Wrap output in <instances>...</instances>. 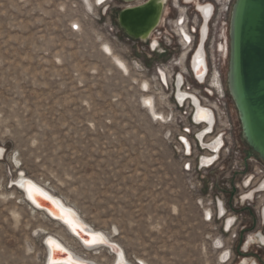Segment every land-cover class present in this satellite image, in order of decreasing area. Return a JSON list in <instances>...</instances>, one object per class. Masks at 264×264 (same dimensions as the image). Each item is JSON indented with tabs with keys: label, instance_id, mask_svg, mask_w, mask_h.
I'll use <instances>...</instances> for the list:
<instances>
[{
	"label": "rangeland",
	"instance_id": "374dc122",
	"mask_svg": "<svg viewBox=\"0 0 264 264\" xmlns=\"http://www.w3.org/2000/svg\"><path fill=\"white\" fill-rule=\"evenodd\" d=\"M86 3L0 0V264H45L46 235L96 264L114 262L110 250H84L34 210L12 188L21 174L110 237L132 264H217L178 156L141 108L140 100L152 102L136 86L144 79L131 71L134 57L152 69L168 56L149 59L105 26L115 9L101 17ZM105 47L131 66H121L126 74ZM229 98L231 134L247 149Z\"/></svg>",
	"mask_w": 264,
	"mask_h": 264
},
{
	"label": "built area",
	"instance_id": "2783aa9c",
	"mask_svg": "<svg viewBox=\"0 0 264 264\" xmlns=\"http://www.w3.org/2000/svg\"><path fill=\"white\" fill-rule=\"evenodd\" d=\"M81 1L101 17L130 4ZM234 4L235 0H165L166 9L147 40L128 36L116 20L105 26L140 46L149 59L168 56L152 69L134 57L131 71L146 83L147 88L141 87L143 81L136 86L152 104L148 108L140 100L141 108L164 130V139L178 156L184 186L194 198L216 263L264 264V161L249 147L242 149L231 134L229 96L221 75L230 55ZM70 31L77 33L80 26L72 24ZM198 67L202 72L197 74Z\"/></svg>",
	"mask_w": 264,
	"mask_h": 264
},
{
	"label": "water",
	"instance_id": "95a60500",
	"mask_svg": "<svg viewBox=\"0 0 264 264\" xmlns=\"http://www.w3.org/2000/svg\"><path fill=\"white\" fill-rule=\"evenodd\" d=\"M126 11L119 13L118 25L128 36L141 39L137 35L126 32L122 25L120 16ZM147 14L150 15L145 23L148 25L153 19V9H150ZM230 38L229 95L238 111L244 140L251 151L264 161V0H236L232 13ZM25 199L33 207L49 212L42 206L37 207L27 196ZM48 214L51 216L50 213ZM54 219L64 223L61 219ZM75 224L80 226L81 231L89 234L87 228L84 229L77 222ZM69 229L73 232L70 227Z\"/></svg>",
	"mask_w": 264,
	"mask_h": 264
},
{
	"label": "bare ground",
	"instance_id": "6f19581e",
	"mask_svg": "<svg viewBox=\"0 0 264 264\" xmlns=\"http://www.w3.org/2000/svg\"><path fill=\"white\" fill-rule=\"evenodd\" d=\"M123 1H126V2L130 3V4H127L126 8L124 9V10H127V11L122 16H120V18H121L120 21L122 22V25L124 26L126 32H128L131 35H137L142 40H147L148 37L150 36V32L159 23V21L161 20L162 15H163V13H164V11L166 9L165 6H164L165 0H138V2H136V3H131V2H134V1H137V0H123ZM235 2H236V0H235ZM135 5L138 6V7H134ZM139 8H141V9H139ZM149 8L151 10L153 9L154 15H152L153 19H152L151 24L147 25L145 23L147 22L148 17L150 18V15L147 14V12L150 10ZM120 12H122V11H120ZM120 12L117 13L116 21L119 20V13ZM232 13H233V10H232ZM231 20H232V14H231ZM230 39L231 38H229V40ZM105 50L108 52V54H110V56L114 60V62H116V66L120 69V71L125 73L122 70L121 66H123L125 69L129 70V67H128V65L125 62L119 61L118 59H116L117 57H115L111 53V49L109 47H105ZM229 61L230 60H229V57H228L227 70H226V74L224 76V79H225L226 90H227L228 96L230 97V95H229L230 86H229V83H228V77H229L228 75L230 74ZM201 72H202V68L198 67L197 74L201 73ZM143 85L144 86H142V87L146 88L145 81H143ZM230 99H231L232 103L234 104V102H233L231 97H230ZM144 102L146 104L145 106H148V108H149V106L151 105V101L147 98V99L144 100ZM236 112H237V116L239 117L237 109H236ZM200 117L202 119L204 118L203 115H201ZM240 125H241V123H240ZM241 137H242L243 141L245 142V144L247 145L246 141L244 140L243 133H242V127H241ZM247 147H248V145H247ZM252 153L255 154L254 152H252ZM255 155H257V154H255ZM3 157H4V150L0 147V159L1 158L3 159ZM18 174H21V173L18 172ZM14 182H16L17 187L14 185ZM29 184L35 185L36 189H39V191L41 193L46 194L47 197H51L52 201L56 202V203H52L51 201L45 199V196L39 195L38 193H35V192L33 193L35 195V197H36L35 205L39 204L40 206H42V208L48 210L49 212H45V211H42L40 209H35L32 206V204H30L25 199V196H27V198H28L27 187H28ZM13 187L16 188V189H19L21 191V193L23 194L24 200L34 210L39 211V212H43L46 216H47V213H50L51 216H53L54 218L61 219L62 221H64V223H65V219L59 218L62 215L61 208H63L64 210H68V209L73 210L76 213L77 217L80 219V221L83 224H85L86 226L89 227V229H90L89 230V234H86V233H84L81 230L79 231V233L74 232L72 230L75 233L74 234L75 236H73V235H71L68 232V230H67V228L65 226V225H68V227H70L72 229V227L69 224L66 223L64 225L61 222L50 218L49 216H47V217L51 221L57 222L60 225H62L73 238L77 237L78 239H80L83 242L82 244L84 245V247L77 240V238H75L79 242V244L82 246V248L84 250L92 251V250L99 249V248H105L107 250H110L112 252V254L114 255L113 264H132L131 262H129L126 259L124 251L121 248V246H119L118 244L113 242L112 239L110 237H108L107 235H105L104 233L94 230L91 226H89L87 223H85L82 220V218L79 216V214L73 208L67 206L63 202V200H61L59 197L51 194L47 189H45V187H42L41 185L37 184L35 181L31 180L30 178L26 177L23 174L17 176L13 180L12 188ZM6 200H10V198H7ZM12 215L14 216V219H16V220L18 218H20V216H21L20 214H18L15 211L12 212ZM93 235H98V236L102 237L104 242L103 243H94V244H91V245L86 243L85 241L86 240H91ZM43 240L45 241L44 245H45V251H46L45 261H46L47 257H49V260H50L51 258H66L68 255H70L71 257L75 256L77 258V259L76 258L75 259L78 260L79 264H96L93 261L86 260V259L76 255L75 253H73V251H71L69 248H67L59 239H57L56 237H54L52 235H46ZM49 240H52V241L56 240L59 243V245L65 249V253L64 254H60L58 252L54 253L52 251V249L50 248L49 244H48ZM247 261H248L247 259H244L245 263ZM246 264H258V263L255 262V261H252V262H248Z\"/></svg>",
	"mask_w": 264,
	"mask_h": 264
},
{
	"label": "snow or ice",
	"instance_id": "6c2138e0",
	"mask_svg": "<svg viewBox=\"0 0 264 264\" xmlns=\"http://www.w3.org/2000/svg\"><path fill=\"white\" fill-rule=\"evenodd\" d=\"M97 3H102V0H97ZM34 192L38 193L39 195L45 196V199L51 201L52 203H56L55 201H52L51 197H47L46 194L41 193L39 191V189H36L35 185L29 184L27 187L28 198L30 200H32L33 203H36V197L33 194ZM39 206L40 205L37 204V207H39ZM61 213H62V215L59 218L65 219V223L69 224L72 227V230L74 232L79 233V231H80L79 226L76 225L74 222V214L71 213L69 210H64L63 208H61ZM85 242L88 243L89 245H91L94 243H103L104 241H103L102 237H100L98 235H93L91 240H86ZM48 244L54 253H57V252L60 254L65 253V249L63 247H61L55 241L49 240ZM49 264H79V262L76 261L70 255H68L66 258H51L49 260Z\"/></svg>",
	"mask_w": 264,
	"mask_h": 264
},
{
	"label": "flooded vegetation",
	"instance_id": "af4514ba",
	"mask_svg": "<svg viewBox=\"0 0 264 264\" xmlns=\"http://www.w3.org/2000/svg\"><path fill=\"white\" fill-rule=\"evenodd\" d=\"M234 131H235V126H234ZM245 145V144H244Z\"/></svg>",
	"mask_w": 264,
	"mask_h": 264
}]
</instances>
